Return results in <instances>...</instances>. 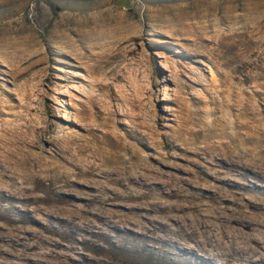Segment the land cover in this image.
<instances>
[{"label":"rangeland","instance_id":"rangeland-1","mask_svg":"<svg viewBox=\"0 0 264 264\" xmlns=\"http://www.w3.org/2000/svg\"><path fill=\"white\" fill-rule=\"evenodd\" d=\"M165 224L264 234V0H0V264H170Z\"/></svg>","mask_w":264,"mask_h":264},{"label":"bare ground","instance_id":"bare-ground-1","mask_svg":"<svg viewBox=\"0 0 264 264\" xmlns=\"http://www.w3.org/2000/svg\"><path fill=\"white\" fill-rule=\"evenodd\" d=\"M254 225H258V224H245V225H243V227H247V228L250 227V226H253L252 229L255 231V235L256 236L251 240L252 243H250V242H242L241 243L239 241L238 242L236 241V242H234L235 246H233V245H228V246L224 245L225 247H221L218 250L217 249H210L208 247H204V249H202V251H204L205 253H208L209 255L207 256L205 253L201 252L199 254H202V257H199V256H197L195 254L196 257H198L200 260H203V261H206V262H210L211 264H216V263H218V264H264V237H263L264 234L262 233V231L260 230L259 227H256ZM170 226H172V225L171 224H165V235H166L165 241L168 240V241L171 242L170 246L172 247L173 250H171L170 253L172 255H174L175 257H173V259H170V260H173V261H170V264H175V263H178L179 261L182 260V259L178 258L179 255H181L182 252L191 253L195 249L193 247H191L193 245H191V246H182L181 248H178L175 245V242L180 241V239H182L186 244H190L191 243V240L189 239L190 237H183L181 235V232H180L179 228H176V233L178 235L177 236H173L174 233L172 232ZM147 227H148V225H147ZM144 229H145V227H144ZM128 230L129 229H127V228H123L122 229V231H124V232H129ZM150 230H151V233H150L149 237H152L154 232H155V234H157L156 233L157 228L153 227V228H150ZM160 231H162V229ZM250 233H252V232H250ZM147 234H148V231H144V232L141 231L139 235L143 236V237H148ZM159 235L163 236L161 233H159ZM243 235H244V232H243ZM214 236H215V234H214ZM240 236H242V235H240ZM244 239H245V237H244ZM207 241H210V240L208 239ZM223 243H224V241H223ZM200 244H202V243H200ZM214 251H216V252H214ZM184 261H187V260H184Z\"/></svg>","mask_w":264,"mask_h":264}]
</instances>
